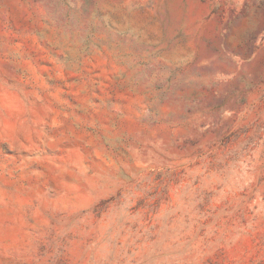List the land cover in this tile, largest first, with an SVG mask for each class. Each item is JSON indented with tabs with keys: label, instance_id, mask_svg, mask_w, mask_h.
<instances>
[{
	"label": "rangeland",
	"instance_id": "rangeland-1",
	"mask_svg": "<svg viewBox=\"0 0 264 264\" xmlns=\"http://www.w3.org/2000/svg\"><path fill=\"white\" fill-rule=\"evenodd\" d=\"M0 264H264V0H0Z\"/></svg>",
	"mask_w": 264,
	"mask_h": 264
}]
</instances>
